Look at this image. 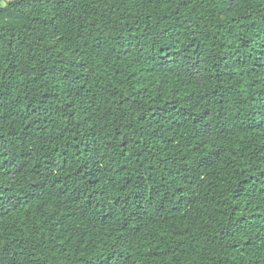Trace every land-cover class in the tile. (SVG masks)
<instances>
[{"label":"trees","instance_id":"1","mask_svg":"<svg viewBox=\"0 0 264 264\" xmlns=\"http://www.w3.org/2000/svg\"><path fill=\"white\" fill-rule=\"evenodd\" d=\"M0 264H264V0H2Z\"/></svg>","mask_w":264,"mask_h":264},{"label":"snow or ice","instance_id":"2","mask_svg":"<svg viewBox=\"0 0 264 264\" xmlns=\"http://www.w3.org/2000/svg\"><path fill=\"white\" fill-rule=\"evenodd\" d=\"M0 3H2V0H0Z\"/></svg>","mask_w":264,"mask_h":264}]
</instances>
